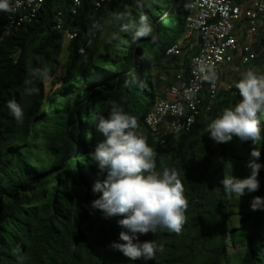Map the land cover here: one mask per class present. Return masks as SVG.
I'll use <instances>...</instances> for the list:
<instances>
[{
  "label": "trees",
  "instance_id": "trees-1",
  "mask_svg": "<svg viewBox=\"0 0 264 264\" xmlns=\"http://www.w3.org/2000/svg\"><path fill=\"white\" fill-rule=\"evenodd\" d=\"M190 1L165 0L166 6L152 1L141 9L133 0L99 8L95 0H82L74 15L71 0H44L35 19L8 35H3L6 22L0 19V264H18L17 255L27 257L24 264H224L229 245L243 249L232 256L238 264H264V207L251 208L254 197L264 198V112L258 113L262 131L256 145L235 136L217 143L206 132L224 108L239 103L235 84L242 73L214 97L204 87L188 132L157 137L145 125L162 90L176 81L177 74L171 84L161 76H169L176 63L167 62L166 53L184 34ZM125 5L137 19L148 15L155 42L151 37L133 40L128 33L111 42L112 35L103 39L107 22L112 34L118 32L111 14ZM59 12L66 23L61 30L54 22ZM94 21L101 27L90 32ZM66 30L77 37L67 39ZM191 56L180 59L185 81ZM242 67L264 74V50ZM37 68H47L46 77H33ZM47 77L55 86L51 92ZM26 79L33 84L25 85ZM26 87L39 92L27 95ZM13 99L24 111L23 123L9 113L7 102ZM113 103L137 118L139 131L157 153V170L174 168L188 199L180 233L138 234L140 242H156L151 260H131L111 248L113 242L125 243L120 233L127 229L118 224L124 217L106 218L92 207L102 195L93 192L94 184L106 172L89 153L103 139L95 130L98 117H107ZM253 149L261 153L259 189L228 199L221 181L225 175L247 178Z\"/></svg>",
  "mask_w": 264,
  "mask_h": 264
},
{
  "label": "clouds",
  "instance_id": "clouds-1",
  "mask_svg": "<svg viewBox=\"0 0 264 264\" xmlns=\"http://www.w3.org/2000/svg\"><path fill=\"white\" fill-rule=\"evenodd\" d=\"M137 6L143 8L139 0ZM0 12L14 13L11 0H0ZM111 20L118 27V32L112 34L109 42L120 39L119 33L131 34L133 40L148 37L153 42L156 40L148 15L142 13L137 19L127 5L123 11L113 12ZM100 27L99 22L94 21L90 32L99 30ZM48 71L47 68H37L31 74L33 77H46ZM241 75L242 79L235 84L241 97L239 103L235 107L224 108L207 125L206 132L217 143L230 142L234 136L242 141L250 140L255 145L261 140L262 129L258 113L264 112V74L257 75L249 69ZM24 83L32 85L33 80L26 79ZM38 92L36 87L25 88L27 95ZM7 108L18 123H23L24 111L16 100H9ZM98 120L95 130L103 139L89 156L95 160L101 172H106V178L103 181L97 180L94 184L93 192H101L102 195L92 201V207L101 210L106 218L117 215L124 217L118 224L127 229V232L120 233V239L125 243L113 242L111 248L119 250L131 260L154 259L158 250L156 242H140L138 234H155L160 230L181 232L188 208L182 180L174 168L157 170V153L149 146L147 137L139 131L137 118L123 107L113 103L107 117L100 115ZM260 155L257 149L252 150L253 159L247 165L251 174L247 178L224 176L221 181L222 191L228 199L233 196L240 198L246 190L250 193L259 189L257 177L262 165L257 160ZM214 190L221 191L220 188ZM261 207H264V198L254 197L251 202L252 210ZM26 259L24 255H17L18 264H24Z\"/></svg>",
  "mask_w": 264,
  "mask_h": 264
},
{
  "label": "built area",
  "instance_id": "built-area-1",
  "mask_svg": "<svg viewBox=\"0 0 264 264\" xmlns=\"http://www.w3.org/2000/svg\"><path fill=\"white\" fill-rule=\"evenodd\" d=\"M76 15L82 0H71ZM115 0H95L97 8L111 5ZM14 13L0 12L5 20L3 35L35 19L43 8L44 0H11ZM246 21L247 40L239 42L236 26ZM55 27L65 26L61 12L54 16ZM264 28V0H191L183 36L167 50V57L184 59L192 54L188 80L177 74L174 84L162 90V97L145 117V125L157 137L179 136L188 132L195 123L202 103V91L208 86L212 97L218 94L219 77L224 66L236 59L241 66L257 57L251 39ZM69 40L77 33L66 30ZM250 38V39H249Z\"/></svg>",
  "mask_w": 264,
  "mask_h": 264
},
{
  "label": "crops",
  "instance_id": "crops-1",
  "mask_svg": "<svg viewBox=\"0 0 264 264\" xmlns=\"http://www.w3.org/2000/svg\"><path fill=\"white\" fill-rule=\"evenodd\" d=\"M243 23L246 24V21H244ZM242 23H239V25ZM239 25L236 26L237 29V35H238V39L240 43H243L244 41H246L247 38V34H246V27L243 29L241 28ZM263 30H261L257 35H255L252 39L251 42L253 44V50L257 53L258 56H260V53L264 50V45H262L260 43V35L262 34ZM250 39V38H249ZM167 62H176L175 64H172V68L169 70L170 75L169 76H161L162 79H166L167 82H169L170 84L173 83L175 81V75L179 73H182L181 70V60L180 58H170L166 56L165 59ZM242 71V72H241ZM243 73L244 72V67L241 66L240 62L238 59H236V61L231 64V65H227L224 66V71L222 72V74L219 77V85L220 88H228L231 84L227 85L229 78L232 77L235 79V77H237V75L239 73Z\"/></svg>",
  "mask_w": 264,
  "mask_h": 264
},
{
  "label": "rangeland",
  "instance_id": "rangeland-1",
  "mask_svg": "<svg viewBox=\"0 0 264 264\" xmlns=\"http://www.w3.org/2000/svg\"><path fill=\"white\" fill-rule=\"evenodd\" d=\"M152 1L158 2V3H160L161 5H164V6H166L168 4V3L165 2V0H139V3L140 4H147V3L149 4V3H152ZM134 2H135V5H137L138 0H134ZM118 10L119 9H117V11ZM237 25H239V24H237ZM239 26L244 29L245 28V23H242ZM112 32L113 31H110V24L107 22L106 27H105V33H104L103 39H105V38L108 39L112 35ZM150 56H152L151 52H150ZM58 74H59V76L62 75L61 69H59ZM233 80H234V78L230 77L227 85L231 84V82ZM54 88H55V86L52 83L51 79L47 77L46 78V90H47V92H51L52 90H54ZM242 251H243L242 248L234 247L232 245H229L227 247V250H226V258H225L224 264H230L229 263L230 261H231V264H238V257L237 256L232 257V256L234 254H236V253L239 254ZM231 257H232V259H231Z\"/></svg>",
  "mask_w": 264,
  "mask_h": 264
}]
</instances>
